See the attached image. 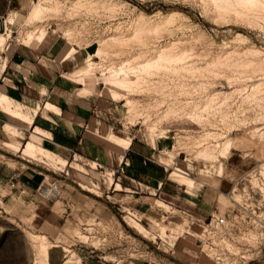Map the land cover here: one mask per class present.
Returning a JSON list of instances; mask_svg holds the SVG:
<instances>
[{
    "label": "rangeland",
    "instance_id": "374dc122",
    "mask_svg": "<svg viewBox=\"0 0 264 264\" xmlns=\"http://www.w3.org/2000/svg\"><path fill=\"white\" fill-rule=\"evenodd\" d=\"M40 3L42 13L30 19ZM14 13L20 18L0 64L28 32L43 28L58 37L63 53L71 52L65 77L83 86L80 95L96 92L111 103L116 120L97 141L118 149L106 136L137 135L153 145L170 166L172 189H157L151 176H132L123 165L111 173L101 166L102 147L80 148L83 159L95 161L73 164L84 180L68 168L58 190L45 195L0 186V264H35L41 242L49 245V264L66 256L76 264H262L264 0H117L106 8L84 0H0V34ZM88 62L83 80L77 73ZM118 71L126 84L110 82ZM42 137L27 135L23 143L36 147L22 155L59 171L65 162ZM171 172L193 181L179 183ZM127 194L143 196L145 213L125 207ZM212 215L225 224L206 227Z\"/></svg>",
    "mask_w": 264,
    "mask_h": 264
},
{
    "label": "crops",
    "instance_id": "0c3cea01",
    "mask_svg": "<svg viewBox=\"0 0 264 264\" xmlns=\"http://www.w3.org/2000/svg\"><path fill=\"white\" fill-rule=\"evenodd\" d=\"M63 54L58 37L46 33L35 46L17 45L11 61H5V68L0 74V93H5L12 99L13 110L31 116L32 120L30 123L0 108V186L8 185L13 173H17L19 187L24 189L21 194L45 195L50 193V184L60 180V173L68 168L77 179L86 178L83 173L85 171L73 165H80L77 160L83 159L77 150L90 148L97 153L102 147V156L99 155L103 160L102 168L111 169L112 173L115 167L123 165L130 175L143 178L146 175L151 176L152 181L157 183V189L171 190L172 184L165 174L170 166L156 155L153 145L142 141L137 135L125 138L129 144L123 149H113L109 146L106 149L107 144L103 140L97 141V136L107 133L116 120L111 113V103L96 92L90 93L88 97L79 94L83 86L79 84L80 86L75 87L73 81L65 77V73H68V59L63 58ZM15 69L20 71V75L15 73ZM8 70L14 71L13 76L7 75ZM35 128L42 131L39 135L43 136V140L52 146L53 150L59 151L55 155L65 162L57 164L59 171L22 155L21 148L25 144L22 140L32 132L35 133ZM12 130H15V134L10 132ZM8 143L18 145L19 150L14 151L6 146ZM85 159L83 160L88 165L95 163ZM113 185L116 189H121L120 182ZM130 190L137 194V191ZM128 196L129 203L125 207L145 213L148 207L141 200L143 196ZM201 205H197L199 214L204 212ZM61 264L76 263L66 256Z\"/></svg>",
    "mask_w": 264,
    "mask_h": 264
},
{
    "label": "bare ground",
    "instance_id": "6f19581e",
    "mask_svg": "<svg viewBox=\"0 0 264 264\" xmlns=\"http://www.w3.org/2000/svg\"><path fill=\"white\" fill-rule=\"evenodd\" d=\"M84 1L88 5L98 6V7H102V8L103 7L106 8L109 5H112L113 3L117 2V0H84ZM236 1H239V2L242 1V2H246L247 3V2H251L252 0H236ZM42 9H43V7L41 6V3L35 5L34 8L31 10V12L29 11L30 12L29 18L30 19L37 18L39 16V14L42 13ZM170 14L171 13L167 14L166 17L170 16ZM18 18H20L19 14L14 13V14L8 16L5 19V21H4L6 33L5 34H0V49L3 50V51L10 49V44L8 43L7 38L10 36V31H11L10 28H11V26H13V24L16 23ZM45 34H46V30L43 29V28L38 30V32L37 31L34 32V33L33 32H28L27 35L23 38V42L22 43L26 44V45H34L35 46L38 42H40L44 38ZM68 43H70V42L68 41ZM67 46H68V44H67ZM68 48L69 47H67V49ZM73 49H75V48H73ZM65 51L66 50L64 49V52ZM5 53H7V52H5ZM69 53H71V52L67 50L66 53L63 54L62 57L66 58ZM59 58L60 57H58V59ZM59 60H61V58ZM5 65H6L5 64V60H3V62L0 64V74L4 70ZM87 65L88 66L86 68L82 69V71H79V73H77L78 76L82 75L81 77H82L83 80H85V77L87 79V77L89 76L90 71H91V69H90L91 63L88 62ZM80 72H82L81 75H80ZM115 75H116V77L111 79L110 82H112L115 85H117V84L124 85V83L127 80L125 78L126 76H123L121 74V71H118L117 73H115ZM88 82H89V80H88ZM0 108L3 109L4 111H6L7 113H9L10 115L14 116V117H17V118H20V119H24V120H28L31 123V120H32L31 116H27L25 114L23 115L19 111L12 109V99L8 95H6L5 93H0ZM36 111H37V109H35V112ZM34 131H35L36 134L37 133L38 134L42 133V131L40 129H38V128H35ZM106 140L109 141L110 143L116 145L119 149L127 148L128 144H129V141L126 140L125 138H122L120 136L110 135V134L108 136H106ZM5 145L8 146V147H12V148L14 147L15 151L19 150V146L18 145H13V144H10V143L5 144ZM35 147H36V145L32 141H27L25 143L24 147L21 148V150L23 151L24 154L29 155V154L33 153V150L35 149ZM171 176L176 181H178L179 183H183V184H191L192 181H193L191 178H189V177H187L185 175L176 173V172H171ZM126 221H127V224L130 225L132 228H134L139 234H141L144 237H147L146 230H145L144 226L142 224H140L137 220H133V219L129 218ZM48 249H49V245L46 244V242L45 243L44 242L40 243V246H39V249H38V252H37V256H36V260H35V264H48Z\"/></svg>",
    "mask_w": 264,
    "mask_h": 264
},
{
    "label": "built area",
    "instance_id": "2783aa9c",
    "mask_svg": "<svg viewBox=\"0 0 264 264\" xmlns=\"http://www.w3.org/2000/svg\"><path fill=\"white\" fill-rule=\"evenodd\" d=\"M18 174L17 173H13L9 183H8V186L11 188V189H16L19 193H22L24 192V189L20 188L19 187V181L17 180L18 178ZM59 188V185L57 183V181H53L51 184H50V189L53 190V191H56L58 190ZM215 225V226H222L225 224V218L222 217V216H217V217H214L212 215L211 219H210V222L206 225V227L210 226L212 227V225ZM206 229V228H205ZM210 229V228H209Z\"/></svg>",
    "mask_w": 264,
    "mask_h": 264
}]
</instances>
